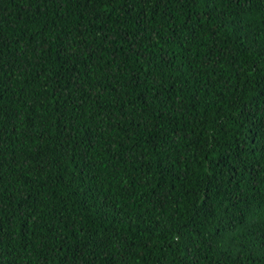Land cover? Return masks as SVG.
<instances>
[{"label": "trees", "instance_id": "1", "mask_svg": "<svg viewBox=\"0 0 264 264\" xmlns=\"http://www.w3.org/2000/svg\"><path fill=\"white\" fill-rule=\"evenodd\" d=\"M0 264H264V0H0Z\"/></svg>", "mask_w": 264, "mask_h": 264}]
</instances>
